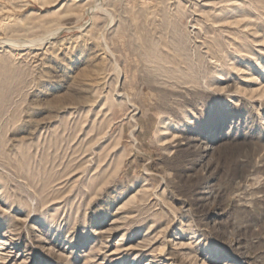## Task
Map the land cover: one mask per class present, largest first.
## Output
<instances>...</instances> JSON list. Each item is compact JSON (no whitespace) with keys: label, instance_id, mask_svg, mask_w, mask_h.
<instances>
[{"label":"rangeland","instance_id":"rangeland-1","mask_svg":"<svg viewBox=\"0 0 264 264\" xmlns=\"http://www.w3.org/2000/svg\"><path fill=\"white\" fill-rule=\"evenodd\" d=\"M0 264H264V0H0Z\"/></svg>","mask_w":264,"mask_h":264}]
</instances>
